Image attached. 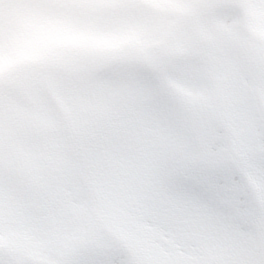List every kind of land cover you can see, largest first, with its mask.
Masks as SVG:
<instances>
[{
  "label": "snow or ice",
  "instance_id": "snow-or-ice-1",
  "mask_svg": "<svg viewBox=\"0 0 264 264\" xmlns=\"http://www.w3.org/2000/svg\"><path fill=\"white\" fill-rule=\"evenodd\" d=\"M0 264H264V0H0Z\"/></svg>",
  "mask_w": 264,
  "mask_h": 264
}]
</instances>
